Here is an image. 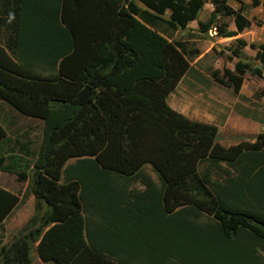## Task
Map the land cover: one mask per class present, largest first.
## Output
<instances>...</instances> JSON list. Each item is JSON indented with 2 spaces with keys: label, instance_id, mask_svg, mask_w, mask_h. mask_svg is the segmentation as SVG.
Listing matches in <instances>:
<instances>
[{
  "label": "trees",
  "instance_id": "obj_1",
  "mask_svg": "<svg viewBox=\"0 0 264 264\" xmlns=\"http://www.w3.org/2000/svg\"><path fill=\"white\" fill-rule=\"evenodd\" d=\"M138 1L0 0V101L43 123L34 215L0 264H29L30 242L56 264H264V133L223 146L214 125L166 103L199 55L170 38L207 0ZM229 1L208 0L200 33L249 27ZM249 47L259 66L212 80L238 93L245 74L264 76V45ZM6 141L0 125V174L17 168ZM18 203L0 187V223Z\"/></svg>",
  "mask_w": 264,
  "mask_h": 264
},
{
  "label": "rangeland",
  "instance_id": "obj_2",
  "mask_svg": "<svg viewBox=\"0 0 264 264\" xmlns=\"http://www.w3.org/2000/svg\"><path fill=\"white\" fill-rule=\"evenodd\" d=\"M134 1L142 7L138 0ZM256 4L253 0L229 1L228 6L234 10L241 9L249 21V27L236 37L219 38L215 29L207 33L198 31L197 21H207L213 9L207 0L197 21L190 22L185 30L170 38L171 41L188 42V46L198 50L199 55L189 60L187 72L167 96L166 103L189 119L214 125L217 128L216 141L223 146L235 145L241 141L251 142L256 135L264 133V76L257 78L245 74L238 93L219 85L211 78L212 71H218L221 76L223 69L233 70L238 61L259 66L255 55L261 51L258 47L255 50L249 47L250 44L264 45V0H257ZM217 24L226 30L235 31L232 17L222 18ZM236 39L243 40L247 46L241 47ZM0 125L7 137L6 144L3 145L5 165L8 164L9 156H14L17 162L15 173L0 174V187L19 197L18 205L0 223L1 247L9 245L34 215L31 170L42 141L43 123L40 119L19 114L0 101ZM244 127H247L246 131H241ZM26 147L27 153L25 150L21 151V148ZM73 161L71 159L68 163ZM144 171L153 181L158 182L156 173L149 166ZM18 172L25 174L24 181L19 180ZM29 258V264H56L52 260H40L36 242L29 243Z\"/></svg>",
  "mask_w": 264,
  "mask_h": 264
},
{
  "label": "crops",
  "instance_id": "obj_3",
  "mask_svg": "<svg viewBox=\"0 0 264 264\" xmlns=\"http://www.w3.org/2000/svg\"><path fill=\"white\" fill-rule=\"evenodd\" d=\"M248 126H249V125H248ZM246 128H247V127H246ZM246 128H245V127H244V128H242V129H241V131H246V130H245Z\"/></svg>",
  "mask_w": 264,
  "mask_h": 264
}]
</instances>
